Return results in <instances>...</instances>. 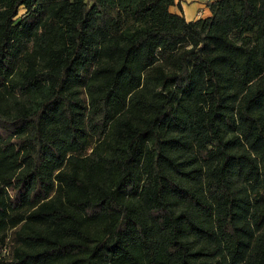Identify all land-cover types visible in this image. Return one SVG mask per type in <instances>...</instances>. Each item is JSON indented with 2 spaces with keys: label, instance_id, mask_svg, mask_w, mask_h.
I'll return each mask as SVG.
<instances>
[{
  "label": "trees",
  "instance_id": "1",
  "mask_svg": "<svg viewBox=\"0 0 264 264\" xmlns=\"http://www.w3.org/2000/svg\"><path fill=\"white\" fill-rule=\"evenodd\" d=\"M175 4L0 0V264H264V0Z\"/></svg>",
  "mask_w": 264,
  "mask_h": 264
},
{
  "label": "crops",
  "instance_id": "2",
  "mask_svg": "<svg viewBox=\"0 0 264 264\" xmlns=\"http://www.w3.org/2000/svg\"><path fill=\"white\" fill-rule=\"evenodd\" d=\"M176 4L171 6L173 12L182 13L186 20L192 21L208 17L212 11L210 2L212 0H175Z\"/></svg>",
  "mask_w": 264,
  "mask_h": 264
},
{
  "label": "rangeland",
  "instance_id": "3",
  "mask_svg": "<svg viewBox=\"0 0 264 264\" xmlns=\"http://www.w3.org/2000/svg\"><path fill=\"white\" fill-rule=\"evenodd\" d=\"M3 252H4V255H6L7 257H11V252H10L9 245H7L5 247V249L3 250Z\"/></svg>",
  "mask_w": 264,
  "mask_h": 264
}]
</instances>
